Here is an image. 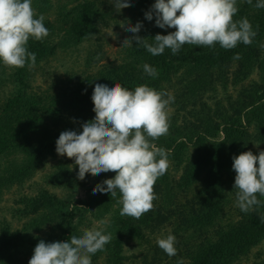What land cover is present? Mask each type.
<instances>
[{
  "label": "trees",
  "instance_id": "16d2710c",
  "mask_svg": "<svg viewBox=\"0 0 264 264\" xmlns=\"http://www.w3.org/2000/svg\"><path fill=\"white\" fill-rule=\"evenodd\" d=\"M256 2L238 0L234 16L246 17L257 31L250 45L239 43L225 50L219 43L215 47L185 44L175 55L165 49L153 56L133 41L124 46L121 63L110 61L94 70L88 65L39 91L29 89L33 67L58 48L100 38L102 26L141 22L138 34L149 42L157 33L166 35L175 29L159 28L155 17L145 19L155 0H131V6L119 12L108 0H32L36 16L44 15L50 34L42 42L29 39L28 50L36 54L33 67L0 62V81L16 79L20 84L0 100V201L58 156L55 141L62 131L80 132L82 123L94 118L91 95L96 83L111 87L119 82L130 90L147 84L172 94L169 131L153 141L170 151V164L154 184L158 196L154 209L135 219L121 216V205L115 207L119 192L111 198L89 190L86 198H76L78 188L97 175L86 174L80 180L74 159L61 157L44 174L46 185L15 198L19 205L13 214L23 220L22 225L14 226L7 218L0 223V264H28L39 240L63 241L80 235L79 215L92 205L100 217L113 212L106 229L111 241L92 256V264H127L124 250L131 241L146 243L144 264H177L181 258L184 264H264L260 221L264 206L248 213L237 207L232 169L234 155L264 150V8H255ZM145 63L157 69V77L144 72ZM256 71L258 77H252ZM47 185L66 193L59 196ZM165 227H171L165 231L176 237V256L169 257L156 243L155 235Z\"/></svg>",
  "mask_w": 264,
  "mask_h": 264
},
{
  "label": "clouds",
  "instance_id": "9594fccd",
  "mask_svg": "<svg viewBox=\"0 0 264 264\" xmlns=\"http://www.w3.org/2000/svg\"><path fill=\"white\" fill-rule=\"evenodd\" d=\"M108 2L117 12L131 6V0ZM246 3L252 5V0ZM253 6L264 8V0H257ZM238 11V0H155L145 19L152 21L155 17L159 28L175 30L166 35L157 33L149 42L138 34L143 27L141 22L134 26L129 23L126 30L133 35L123 41V46L135 41L156 56L165 49L175 55L185 44L215 47L219 43L225 50L239 43L250 45L257 31L246 17L234 19ZM44 21V15L36 16L32 0H0V62L16 68L33 67L36 54L28 50V41L32 38L42 42L50 34ZM143 70L153 78L158 76L157 69L148 63ZM91 100L94 118L82 123L80 132L62 131L55 141V151L74 159L80 180L86 174L114 173L112 178L98 183L93 194L107 193L117 198L119 192L120 215L139 219L154 209L153 201L158 199L154 184L166 174L170 164V151L153 141L169 131L168 107L174 97L147 84L130 90L116 82L111 87L96 83ZM232 160L237 207L248 213L264 206V200L258 198L264 197V150L259 154L243 151ZM260 221L264 223V213ZM106 229L107 222L103 221L67 240L41 239L28 264H92V256L104 251L111 241V233ZM156 243L169 257L177 255V240L171 232L157 237ZM177 264H184L183 259L177 260Z\"/></svg>",
  "mask_w": 264,
  "mask_h": 264
},
{
  "label": "rangeland",
  "instance_id": "374dc122",
  "mask_svg": "<svg viewBox=\"0 0 264 264\" xmlns=\"http://www.w3.org/2000/svg\"><path fill=\"white\" fill-rule=\"evenodd\" d=\"M121 25L115 26V23H113L107 27L102 26L100 38L95 37L91 40L84 41L76 47L68 49L58 48L47 61L33 67L35 70L32 74V78L28 80L29 89L43 91V89L52 85L54 81H59L60 79H64L67 75L80 72L88 65L94 70L97 66H102L110 61L121 63L125 57L123 53V41L126 38H131L132 35V33L126 30L127 26L121 27ZM88 62H90V64H88ZM252 77H258V72H254ZM19 85L20 84H18V80L16 79L6 82L3 80L0 81V100H3L12 89ZM61 157L70 159L66 155H58L57 157L51 158L47 165L38 171L32 180H29L22 188L14 189L5 195L3 200L0 201V223L7 218L14 226L22 225L23 220H18L17 216L13 214L14 208L19 205L15 198H18L20 194L28 192L36 193L39 186L46 185L44 182V174L48 172L53 164ZM175 174L179 176L178 172ZM113 175L114 173L112 172H109L107 176L97 175L95 179L89 181L86 187L78 188L76 191V198H86L89 190L93 192V186L96 183H101L103 180L110 179ZM47 186L56 191L59 196H64V193H66L65 189L53 188L49 185ZM118 205L120 204L116 202L115 207ZM111 213L113 212L109 210L100 217L97 215V206L92 205L85 215H79V218H82L81 223L79 224L80 228L85 229L100 226L103 221H106L108 224ZM165 230L169 231L171 230V227H165L162 232L155 235V239L167 235ZM145 247L146 243H144V245H139L134 241L127 243L124 250V254L127 256V259H125L127 264H144L143 255L146 252ZM261 249H264V244ZM245 263L249 264L250 261L244 262L243 264Z\"/></svg>",
  "mask_w": 264,
  "mask_h": 264
}]
</instances>
